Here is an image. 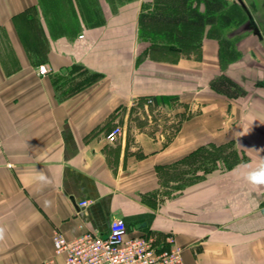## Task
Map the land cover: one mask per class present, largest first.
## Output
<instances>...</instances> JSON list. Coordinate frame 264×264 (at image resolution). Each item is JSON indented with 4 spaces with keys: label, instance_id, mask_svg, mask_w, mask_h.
Returning <instances> with one entry per match:
<instances>
[{
    "label": "crops",
    "instance_id": "0c3cea01",
    "mask_svg": "<svg viewBox=\"0 0 264 264\" xmlns=\"http://www.w3.org/2000/svg\"><path fill=\"white\" fill-rule=\"evenodd\" d=\"M145 1L0 0V264H65L55 230L118 217L184 264H264V185L245 179L264 159V55L224 34L149 53ZM238 58L259 74L239 83Z\"/></svg>",
    "mask_w": 264,
    "mask_h": 264
},
{
    "label": "built area",
    "instance_id": "2783aa9c",
    "mask_svg": "<svg viewBox=\"0 0 264 264\" xmlns=\"http://www.w3.org/2000/svg\"><path fill=\"white\" fill-rule=\"evenodd\" d=\"M47 72L45 64L38 66L39 74ZM147 102L152 100L149 98ZM121 133L122 129L115 126L107 138L114 142ZM88 204V200L78 202L79 206ZM115 221H121L122 226ZM166 239L169 246L159 248L152 236L130 234L126 222L119 217L110 221L106 234L88 230L74 239H67L58 230L52 234L54 253L63 255L65 264H184L181 248L172 244L171 236Z\"/></svg>",
    "mask_w": 264,
    "mask_h": 264
},
{
    "label": "flooded vegetation",
    "instance_id": "af4514ba",
    "mask_svg": "<svg viewBox=\"0 0 264 264\" xmlns=\"http://www.w3.org/2000/svg\"><path fill=\"white\" fill-rule=\"evenodd\" d=\"M180 2H182L183 8H180ZM219 2L221 3V0H191L187 3L180 0L175 3L176 6L175 4L174 6L165 4L164 8L170 13L172 11L181 13L186 9L198 13H207L209 18L211 17L214 21L205 25V31L212 30L215 34H224L230 39H234L233 43L236 48L239 46V39H245L244 37L248 35L252 36L256 40L257 48L264 55V0H229L227 6L214 10L213 6ZM156 3L155 0L149 3L151 11H155ZM225 17L228 18L226 23L220 21ZM263 80H255L254 82L255 84H264ZM217 84L228 92L234 93L235 85L233 82L225 83L218 79Z\"/></svg>",
    "mask_w": 264,
    "mask_h": 264
},
{
    "label": "trees",
    "instance_id": "16d2710c",
    "mask_svg": "<svg viewBox=\"0 0 264 264\" xmlns=\"http://www.w3.org/2000/svg\"><path fill=\"white\" fill-rule=\"evenodd\" d=\"M163 7L164 6L161 8L164 10L161 12L149 11L143 13V18L147 17V20L144 21L142 18L140 21L141 26L139 28V34L149 42L147 47L149 53H151L152 50L160 49L176 57V55L180 53H188L190 50L199 47L200 41L204 35H217L212 32V30L205 31V25L214 21L211 17L209 18L207 13L196 12V14L193 15H183L185 11L191 13L192 10L186 9L181 13H175L173 11L170 13ZM151 18L153 20H151ZM227 19L228 18L225 17L220 19V21L226 23V21H228ZM208 153L209 154L205 157L209 158L210 156L212 160L215 159V157H224L222 156L223 150L218 147Z\"/></svg>",
    "mask_w": 264,
    "mask_h": 264
},
{
    "label": "rangeland",
    "instance_id": "374dc122",
    "mask_svg": "<svg viewBox=\"0 0 264 264\" xmlns=\"http://www.w3.org/2000/svg\"><path fill=\"white\" fill-rule=\"evenodd\" d=\"M157 3V7L155 8V11H157V12H161L162 10H164V9H162L161 7L162 6H165V4L167 5H173L174 6V4L175 3H178L180 0H155ZM191 0H186V1H184V3L186 2H190ZM180 4H181V6H180V8H183V4H182V2H180ZM227 4H229V0H221V3L219 2V3H217L216 4V6H213V9L215 10H219V9H221L222 7H224V6H227ZM177 4H175V6H176ZM149 4H147V2L145 1V2H142L141 3V9H143V12L142 13H145V10L146 11H150L151 12V10H150V8H149ZM164 8V7H163ZM141 13V14H142ZM193 14H196V11H194V10H192L191 11V13L189 12V11H185L184 13H183V15H193ZM141 17L139 18L140 20H139V24H140V21H141V19L143 18V16L142 15H140ZM143 20L145 21V20H147V19H144L143 18ZM142 20V21H143ZM151 20H153L152 18H151ZM149 22V21H148ZM150 24H151V22H150ZM202 35V34H201ZM162 55H166L167 57L169 56H173V55H171L170 53H168L167 51H164V53H161ZM251 54H253L252 52H251ZM152 55L154 56V57H157V52H155V53H152ZM256 57V60H261V57L262 56H255ZM237 63H235L234 64V67H232L229 71L231 72H233V74L236 76V79H238V82L239 83H241L243 80H245L246 79V81H249V80H251V76H252V73L253 72H257V74H259V70H257L258 68L257 67H254V68H252V67H250L249 65H247L246 64V61H244L242 58L241 59H239L238 61H236ZM252 62H253V60H252ZM260 62V61H259ZM255 65V64H254ZM229 71L227 72V74L229 73ZM231 75V74H230ZM232 76V75H231ZM217 79V78H216ZM175 119H173V121L171 122V124H174V125H176L177 124V121H174Z\"/></svg>",
    "mask_w": 264,
    "mask_h": 264
},
{
    "label": "clouds",
    "instance_id": "9594fccd",
    "mask_svg": "<svg viewBox=\"0 0 264 264\" xmlns=\"http://www.w3.org/2000/svg\"><path fill=\"white\" fill-rule=\"evenodd\" d=\"M259 152H264V148L258 149ZM35 179L40 182L41 184H48L50 183L49 178L47 175L40 171L36 174ZM245 179L252 185L261 186L264 185V159L251 171H248L245 175ZM115 224H121V221H115ZM115 226V225H114ZM118 235L119 233H114ZM5 237V230L3 227H0V240H3Z\"/></svg>",
    "mask_w": 264,
    "mask_h": 264
}]
</instances>
